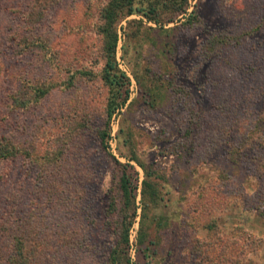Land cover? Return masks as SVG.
<instances>
[{
  "label": "rangeland",
  "instance_id": "rangeland-1",
  "mask_svg": "<svg viewBox=\"0 0 264 264\" xmlns=\"http://www.w3.org/2000/svg\"><path fill=\"white\" fill-rule=\"evenodd\" d=\"M108 1H57L39 27L53 52L48 66L35 54L14 53V30L23 24L32 0H0V99L7 91L19 90L27 79L67 83L76 75L73 88L56 90L38 108L10 112L0 104V140H33L48 151L60 146L70 121H77L75 116L82 113L91 120V133L71 143L73 156L81 159L87 175L85 210L63 209L58 219L45 223L53 228L54 237L73 227L82 236L73 248L71 234L64 249L52 252L43 264H108L115 244L113 232L107 229L106 210L109 197L117 193L118 172L96 139L108 98L100 80L104 57L97 27ZM194 8L200 24L181 28L167 51L163 41L159 46L137 41L141 45L134 42L123 58L121 33L118 61L132 80L129 103L138 97L133 71L149 88L154 81L168 79L170 94L175 96L169 94L154 110L140 101L129 109L127 105L112 121L111 153L126 163L120 153L128 157L132 149L156 171L161 191L155 213L163 219L162 225L152 227L150 250L142 252L137 242L138 217L131 232V264H264V217L258 213L264 207V181L252 174L249 159L254 150L231 156L229 146L263 145L262 135L251 130L258 126L264 131V0H193L190 11ZM189 122H193L192 132L186 140ZM121 127L132 135L130 148L123 145L125 133L119 140ZM257 149L264 157V147ZM14 164L10 167L17 180L25 176L20 171L23 163ZM132 165L138 172L139 206L144 175L135 162ZM5 169L0 164V175ZM3 184L0 179V190ZM1 198L0 264H7L15 225L10 224L9 207ZM3 225L11 227L8 235Z\"/></svg>",
  "mask_w": 264,
  "mask_h": 264
},
{
  "label": "trees",
  "instance_id": "trees-1",
  "mask_svg": "<svg viewBox=\"0 0 264 264\" xmlns=\"http://www.w3.org/2000/svg\"><path fill=\"white\" fill-rule=\"evenodd\" d=\"M57 1L32 0L28 5L27 13H24L23 24L20 28L16 27L12 37L16 45L14 50L16 55L23 56L32 53L39 59L43 58L48 66H52L51 54L53 52L50 49V41L40 32L39 27L44 23ZM192 2L193 0H109L100 12L97 33L102 38L104 57L100 80L108 91V98L103 125L102 128L96 130V139L100 143L101 151L114 161L118 172L117 193L114 192L109 197L106 210L107 229L115 236V244L111 247L108 256V264H131L129 253L131 232L138 217L140 221L137 242L142 252L150 250L149 245L152 244L149 242L150 230L152 227H160L161 220H163L155 213L161 202L156 171L140 161L132 149L128 157L120 153L128 162L122 163L116 159L111 153L110 145L112 121L127 105L129 109L139 101L154 110L171 92L166 84L168 79L158 83L154 81L152 83L154 86L149 88L141 75L133 71L138 84V97L129 103L132 80L120 67L118 61L121 33L124 37L123 58L127 57L134 42L141 45L137 41L149 42L154 46H159L160 41H163L162 47L167 51V48L173 47L170 41L179 34L181 28L191 29L200 24L196 8L190 11ZM182 19H184L183 22ZM220 42L224 44V41ZM80 74L91 76L87 72ZM75 79L76 75H72L67 83L42 78L27 79L19 90L7 91L0 99V104L5 109L9 108L10 112H27L38 108L56 90L73 88ZM173 93L176 94V92ZM172 96L175 98L174 95ZM75 119L77 121H70L68 133L60 146L48 149V151L39 149L36 144L38 142L33 140L23 141L9 137H3L0 140V164L6 166L3 175H0L1 181L4 182L0 196L6 202L5 205L9 207L7 217L10 218V224L13 221L15 225L11 236L10 247L12 248L6 255L7 264H43L52 252L64 249L71 234L74 239L69 245L73 248L82 236L79 228L73 227L64 228L65 231L54 237L53 228L45 224L52 221V218L53 220L58 219L63 209L69 212L85 210L83 203L89 199V192L84 187L87 175L82 172L79 162L81 159L73 156L74 148L71 147V143L74 138L81 141L86 133H91V120H88L90 117L82 113L75 116ZM192 123L189 122L186 126L184 134L186 140L191 136ZM256 128L252 129L251 133H260L263 145L251 144L249 145L251 149H248L246 142L243 145L229 143V146L231 156L242 157L247 150H254L249 159L253 162L252 174L264 181V157L258 154L257 149L260 146L264 147V131H261L258 126ZM124 133L126 139L123 140V145L130 148L133 144L132 135L128 131L125 132L123 127L118 133L119 140ZM249 138L251 137L247 139ZM248 154L244 157L248 158ZM20 162L23 163L20 168L21 174L24 172L25 176L21 175L15 180L16 177L13 176L14 172L10 166ZM132 162L143 170L144 175L139 206L137 203L139 187L135 183L139 178ZM232 162L237 164L235 159ZM21 178H23L22 181H20ZM23 180H27L28 183H24ZM225 180L228 179L225 178ZM31 181L33 184H29ZM205 192L209 193V189L205 188ZM27 199L28 202H26ZM261 201L264 206V198ZM258 213L264 217V207ZM2 228L3 233L8 235L11 227L3 225Z\"/></svg>",
  "mask_w": 264,
  "mask_h": 264
}]
</instances>
